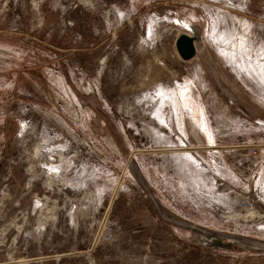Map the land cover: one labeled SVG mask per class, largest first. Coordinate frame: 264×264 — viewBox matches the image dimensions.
Returning a JSON list of instances; mask_svg holds the SVG:
<instances>
[{
    "label": "rangeland",
    "instance_id": "374dc122",
    "mask_svg": "<svg viewBox=\"0 0 264 264\" xmlns=\"http://www.w3.org/2000/svg\"><path fill=\"white\" fill-rule=\"evenodd\" d=\"M0 264H264V0H0Z\"/></svg>",
    "mask_w": 264,
    "mask_h": 264
},
{
    "label": "water",
    "instance_id": "95a60500",
    "mask_svg": "<svg viewBox=\"0 0 264 264\" xmlns=\"http://www.w3.org/2000/svg\"><path fill=\"white\" fill-rule=\"evenodd\" d=\"M200 38L201 35L198 30L196 34L190 31V34L182 33L176 38L175 48L182 60H190L196 55V43Z\"/></svg>",
    "mask_w": 264,
    "mask_h": 264
},
{
    "label": "bare ground",
    "instance_id": "6f19581e",
    "mask_svg": "<svg viewBox=\"0 0 264 264\" xmlns=\"http://www.w3.org/2000/svg\"><path fill=\"white\" fill-rule=\"evenodd\" d=\"M184 25H185V28H186L188 31L191 30V31L194 32L195 34L197 33L196 30L191 29L190 24L186 23V24H184ZM199 37H200V36H199Z\"/></svg>",
    "mask_w": 264,
    "mask_h": 264
}]
</instances>
